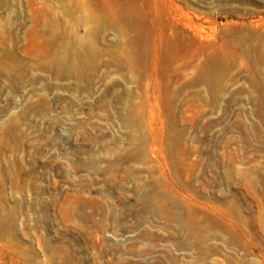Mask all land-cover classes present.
I'll list each match as a JSON object with an SVG mask.
<instances>
[{"label": "rangeland", "instance_id": "374dc122", "mask_svg": "<svg viewBox=\"0 0 264 264\" xmlns=\"http://www.w3.org/2000/svg\"><path fill=\"white\" fill-rule=\"evenodd\" d=\"M0 264H264V0H0Z\"/></svg>", "mask_w": 264, "mask_h": 264}]
</instances>
